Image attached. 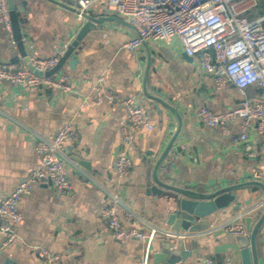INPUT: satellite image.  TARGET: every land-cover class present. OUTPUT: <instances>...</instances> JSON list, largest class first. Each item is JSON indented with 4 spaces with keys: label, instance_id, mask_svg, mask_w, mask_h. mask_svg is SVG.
<instances>
[{
    "label": "crops",
    "instance_id": "0c3cea01",
    "mask_svg": "<svg viewBox=\"0 0 264 264\" xmlns=\"http://www.w3.org/2000/svg\"><path fill=\"white\" fill-rule=\"evenodd\" d=\"M23 5L25 11L18 15L27 54L64 55L83 16L52 0H24ZM86 11L94 16L126 19L99 1ZM263 14L264 0L246 10L250 18ZM8 34L0 23V61L22 65L25 62ZM135 35L132 26L117 20L93 27L76 48L75 68L69 66L68 57L59 69L70 80V90L41 91L0 82V199L39 166L40 155L34 148L37 136H49L67 122H73L78 133L62 149L72 187L59 192L50 182H40L32 192L22 195L19 236L5 244L0 233V264H48L30 249V244L60 253L53 264H140L149 240L114 239L100 213L114 197L119 200L117 211L125 226L145 232L157 229L150 244L152 255L159 249L160 239L168 236V206L177 193L158 185L152 168L171 132L177 129L178 120L145 95L143 78L148 60L147 91L172 103L181 117L179 132L159 177L171 185L200 191L248 179L264 183V136L255 127L249 129L256 146V155L249 157L229 134L218 127L210 128L197 116L203 106L218 112L230 110L239 105L244 95L232 83L217 90L213 75L201 70L199 55H188L177 36L148 39L130 52L124 44ZM101 74L114 90L113 103L92 102L93 83ZM245 94L259 99L263 95L256 85L248 87ZM128 97L146 105L155 128L137 135L131 149L134 166L123 176L115 170L114 162L121 149L119 125L127 115L124 101ZM230 128L234 134L240 132L243 120H232ZM234 195L229 205L210 216L207 229L188 238L189 254L175 264H204L206 257L214 264H226L227 259L242 264L236 236L222 225L229 221L245 223L246 216H251L254 224L264 209V197L257 186L238 189ZM257 243L259 260L264 264V221Z\"/></svg>",
    "mask_w": 264,
    "mask_h": 264
},
{
    "label": "built area",
    "instance_id": "2783aa9c",
    "mask_svg": "<svg viewBox=\"0 0 264 264\" xmlns=\"http://www.w3.org/2000/svg\"><path fill=\"white\" fill-rule=\"evenodd\" d=\"M94 1L120 14L137 29L138 34L124 44L130 52H135L143 40H169L177 36L188 55H199L201 70L213 75L217 90H223L228 83L234 84L244 95L239 105L222 112L203 106L198 109L197 116L210 128L218 127L224 134H229L247 156L256 155L249 129L255 127L258 134L264 136V14L250 18L246 10L256 6L258 0H79V9L86 11ZM9 13L8 0H0V23L12 35ZM62 56V53H57L47 57H31V61L39 70L46 72L55 67ZM2 81L41 91L71 89V82L63 71L39 76L31 72L25 63L17 65L0 61ZM252 85L261 89L262 99L246 96V89ZM93 90L92 102L95 104H110L115 100L114 90L107 86L104 74L97 77ZM124 105L127 115L119 125L121 149L115 158L114 168L120 175L126 176L134 166L131 149L135 138L141 131L155 128V124L146 105L137 102L134 97L126 98ZM237 118L243 120V128L234 134L230 122ZM77 134L73 122H67L55 133L43 137L39 135L34 139V148L40 155L39 166L0 199V233L5 244L19 236L23 218L20 200L23 194L32 192L40 182H50L59 192L72 187L70 169L62 157V149ZM118 202L114 197L112 204L100 210L110 234L121 241L133 238L149 240L143 249L140 264H152L150 244L157 229L145 232L135 226H125L117 211ZM222 226L234 236L249 233L243 221H229ZM29 247L48 264L55 263L61 256L41 245L30 244ZM203 262L214 264L209 257L204 258ZM225 262L233 264L231 259Z\"/></svg>",
    "mask_w": 264,
    "mask_h": 264
},
{
    "label": "water",
    "instance_id": "95a60500",
    "mask_svg": "<svg viewBox=\"0 0 264 264\" xmlns=\"http://www.w3.org/2000/svg\"><path fill=\"white\" fill-rule=\"evenodd\" d=\"M59 5L70 8L74 11L80 13L83 16L84 21L80 25L77 33L75 34L73 40L68 45L64 55L61 57L59 63L52 69L43 72L38 69V67L31 61V57L27 54L19 21V13L25 11V6L23 5L24 0H8L10 17L12 22V37L16 43L19 53L22 56L23 61L28 66L29 70L36 75L50 76L63 66L68 57H70L68 64L71 68H75V63L77 62V52L76 48L79 47L80 42L86 36V34L97 24L102 23L106 20H117L126 25H130L134 28L136 34H138L137 29L134 25L127 19L115 17V16H94L86 11H81L79 9V0H70L66 3L62 0H52ZM8 36H10L8 34ZM146 40L142 41V44ZM150 68V61L148 60L143 78V90L145 95L152 99L155 104H162L167 108L174 117L178 120V127L175 131L171 132V138L164 147L163 151L159 157L154 162L152 168V176L156 183L162 187H166L176 191L177 195L171 200V204L168 206V216L167 222L170 226L169 231L166 232L167 237L161 238L159 242V249L152 255V264H175L178 259H184L189 250L187 249V240L189 237L194 236L197 232L203 231L210 226L211 220L210 216L213 215L218 209L226 207L231 201L234 200V192L238 189L257 186L260 187L264 197V183L257 179H248L242 182L233 183L223 187H219L214 190L200 191L197 189L170 184L163 181L159 177V171L161 169L164 160L166 159L173 143L179 132L181 117L174 107V105L161 96L153 94L147 91L148 83V73ZM148 99V100H149ZM85 161H81L84 163ZM264 205V198H263ZM264 221V209L258 218V220L253 224L252 217H245V225L249 231L246 235H236V241L240 248L242 256V264H261L258 255L257 248V236L259 228Z\"/></svg>",
    "mask_w": 264,
    "mask_h": 264
}]
</instances>
